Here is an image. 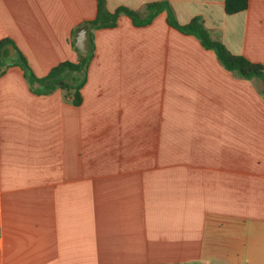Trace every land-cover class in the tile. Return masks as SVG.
<instances>
[{
    "label": "crops",
    "instance_id": "0c3cea01",
    "mask_svg": "<svg viewBox=\"0 0 264 264\" xmlns=\"http://www.w3.org/2000/svg\"><path fill=\"white\" fill-rule=\"evenodd\" d=\"M162 1L179 25L201 17L232 55L264 67V0L231 16L223 0L105 3ZM95 17V0H0V41L36 78L91 53L79 106L37 94L14 51L5 58L0 264H264L260 80L225 70L163 13L141 28L125 16L82 27Z\"/></svg>",
    "mask_w": 264,
    "mask_h": 264
},
{
    "label": "trees",
    "instance_id": "16d2710c",
    "mask_svg": "<svg viewBox=\"0 0 264 264\" xmlns=\"http://www.w3.org/2000/svg\"><path fill=\"white\" fill-rule=\"evenodd\" d=\"M96 1V17L92 22L85 23L82 27L90 31L99 29H112L117 26L121 16L127 17L136 28L145 27L160 14L165 15L168 27L185 36L196 38L203 49L212 51L220 65L228 72L235 73L245 80L258 79L262 83L261 96L264 100V67L246 59L243 56L232 55L218 40L212 39L210 32L204 27L201 17L192 18L187 24L179 25L175 19L170 4L166 1L153 2L144 6L143 11H133L125 7H118L113 12L106 9L105 0ZM248 0H223V11L226 15H236L245 11ZM12 46L14 51V65L20 67L26 79L31 84H37L36 93L49 95L56 90L61 91L64 98H68L72 105L81 103L80 90L85 82L87 66L91 60V53L79 55L76 64L69 62L59 63L52 68L43 78H36L29 68L24 57L16 50L13 44L5 39L0 41V76L5 66L8 53L6 48ZM4 49V50H3Z\"/></svg>",
    "mask_w": 264,
    "mask_h": 264
},
{
    "label": "water",
    "instance_id": "95a60500",
    "mask_svg": "<svg viewBox=\"0 0 264 264\" xmlns=\"http://www.w3.org/2000/svg\"><path fill=\"white\" fill-rule=\"evenodd\" d=\"M80 34H83L85 36V39H84V41L79 40L80 43L76 45V48L79 52L86 54V53H88V44H87L88 38H87L86 30H82L80 32ZM7 49H8L9 56H12L13 55V48L11 46H9Z\"/></svg>",
    "mask_w": 264,
    "mask_h": 264
},
{
    "label": "built area",
    "instance_id": "2783aa9c",
    "mask_svg": "<svg viewBox=\"0 0 264 264\" xmlns=\"http://www.w3.org/2000/svg\"><path fill=\"white\" fill-rule=\"evenodd\" d=\"M1 244V243H0Z\"/></svg>",
    "mask_w": 264,
    "mask_h": 264
}]
</instances>
